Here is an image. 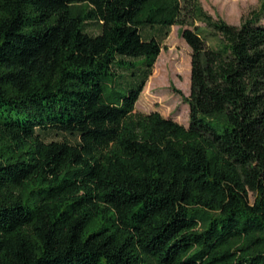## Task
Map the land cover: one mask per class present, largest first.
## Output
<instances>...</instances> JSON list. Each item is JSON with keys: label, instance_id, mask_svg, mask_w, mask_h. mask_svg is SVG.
Listing matches in <instances>:
<instances>
[{"label": "trees", "instance_id": "obj_1", "mask_svg": "<svg viewBox=\"0 0 264 264\" xmlns=\"http://www.w3.org/2000/svg\"><path fill=\"white\" fill-rule=\"evenodd\" d=\"M257 2L0 0V264H264ZM173 24L187 126L133 111Z\"/></svg>", "mask_w": 264, "mask_h": 264}, {"label": "rangeland", "instance_id": "obj_2", "mask_svg": "<svg viewBox=\"0 0 264 264\" xmlns=\"http://www.w3.org/2000/svg\"><path fill=\"white\" fill-rule=\"evenodd\" d=\"M213 17H221L230 24L238 25L241 18L258 7L257 0H197ZM260 23L264 24V15ZM86 29L96 32L94 25ZM182 26L173 24L167 36L160 39L161 49L135 102L134 112L157 111L163 117L171 118L184 126L188 124V104L185 98L190 89V48L181 36ZM143 36L161 32L144 28ZM48 139L74 141L72 135L50 132Z\"/></svg>", "mask_w": 264, "mask_h": 264}]
</instances>
